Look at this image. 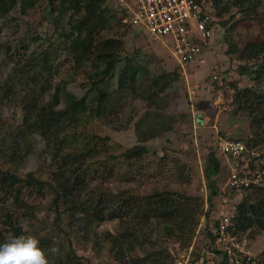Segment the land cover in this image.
Listing matches in <instances>:
<instances>
[{
	"label": "trees",
	"instance_id": "obj_1",
	"mask_svg": "<svg viewBox=\"0 0 264 264\" xmlns=\"http://www.w3.org/2000/svg\"><path fill=\"white\" fill-rule=\"evenodd\" d=\"M108 2L0 0V22L19 3L26 15L40 3L47 5L56 18V29L62 30L60 38L69 55V78L87 90L78 96L68 90L67 81H60L52 93V79L58 69L53 66L50 49L34 58L21 59L22 63L13 68L0 89V186L6 191L27 187L52 195L53 225L66 238L59 246V254L49 257L52 264H176L167 242L173 240L183 248L189 247L203 217L207 224L214 220L213 229L207 231L210 247L202 253L193 247L194 256L213 251L227 264L225 254L216 244L220 218L213 216L217 214L216 199L222 193L215 177L222 167L213 152L208 156L204 172L210 190L206 211L199 197L168 187L144 196L128 191L107 193L102 188L101 182L113 178L118 165H126L131 170L145 164L150 154L147 143L173 131L174 125L180 122L178 116L154 112L152 106L170 82L183 78L178 65L160 77L164 80L160 92L141 95L148 101L150 110L135 123L136 145L122 148L111 137L101 134L106 126L114 124L113 117L122 113L124 100L137 94L147 80L146 68L126 54L127 32L122 27L131 28L123 23L126 15L117 4L110 7ZM200 3L204 10H207L204 3L210 4L215 24L224 29L225 53L232 64H237L239 75L249 76L255 82L253 87L236 92L235 103L250 120L253 136L247 145L258 147L264 143V16L260 12L263 0H200ZM234 13L242 16L245 30L257 27L258 34L236 42L232 32H236L238 25L230 26L226 19ZM111 18L117 19L116 31L107 26ZM39 39L40 36L35 38ZM121 64L124 65L118 87L103 90L101 86ZM7 104L20 108V124H8L4 120L2 110ZM35 137L42 140L50 162L45 171L20 174L14 166L24 162V147ZM228 190L232 198L242 195L231 216L234 233L264 232V184L241 191ZM108 220L119 222L118 233L97 231ZM11 226L13 236L23 234L21 229ZM39 240L45 249L51 245L46 239ZM79 249L89 250L92 257L79 255Z\"/></svg>",
	"mask_w": 264,
	"mask_h": 264
},
{
	"label": "rangeland",
	"instance_id": "obj_2",
	"mask_svg": "<svg viewBox=\"0 0 264 264\" xmlns=\"http://www.w3.org/2000/svg\"><path fill=\"white\" fill-rule=\"evenodd\" d=\"M113 3L110 0L108 2L110 7L114 6ZM204 4L207 13L215 21L210 4ZM260 12L264 16V0ZM241 18L238 13L226 18L230 26L238 25L236 32H232L236 42H241L243 38L259 32L257 27L250 31L245 30ZM55 20L45 3H40L36 6V10L32 9L27 15L22 12L19 3L6 19L0 22V89L13 68L22 63L21 59L34 58L45 49H50L53 53V66L58 69L52 79L54 87L52 93L55 87L61 84L60 81H67L68 90L78 96L86 93L87 90L82 88L79 82H72L69 78V55L60 38L62 30L56 29L54 25ZM107 26L115 28L117 19H109ZM125 30L126 54L146 68L147 80L137 94L124 100L122 113L117 117L114 116V124L106 126L101 134L108 135L113 143L122 148H131L138 142L135 123L150 110L144 96L151 91L160 92L164 86V80L160 77L174 71L178 63L161 42L144 33L142 28L122 27V31ZM113 31H116V28ZM37 36L41 37L38 41L35 40ZM223 37L224 29L215 24L209 43L204 48L206 63L189 64L185 71L181 69L183 78L170 82L161 92L157 104L152 106L154 112L161 111L178 116L180 122L174 125L173 131L147 143L150 154L145 164L134 166L131 170L126 165H118L115 176L101 182L105 192L120 194L128 191L144 196L155 189L168 187L192 197H199L204 201L206 211L210 190L204 172L208 164V156L213 152L222 167L215 177L217 188L222 195L216 199L217 214L213 217L216 219L221 218L222 213H227L229 216L235 213L236 205L241 201L242 195L236 198L230 197V191L226 187L227 176L230 173L227 169L229 161L221 155L216 143L222 139L242 141L247 144L253 136L250 120L244 112L238 110L235 97L237 91L253 87L255 82L249 76L239 75L236 70L237 64H232V60L225 53ZM123 65L117 66L112 78L101 86L103 90L110 91L118 87ZM214 75L217 79L212 78ZM142 94L144 96H141ZM2 114L8 124H20L22 121L20 108L12 104L5 105ZM254 149L260 152V164L264 165V143ZM24 155V162L14 166L20 174L39 169L45 171L50 162L49 155L44 152L42 140L37 137L24 147ZM257 163L259 164V161ZM51 202L52 195L47 191L39 192L37 189L27 187H15L6 191L0 186L2 243L13 237L11 226L13 225L21 229L23 234L46 239L51 245L55 242L58 247L63 245L66 238L54 228L55 214ZM213 221L212 219L207 224L206 219L201 218L195 237L187 248H183L173 240L167 242L176 260L190 248L195 247L197 253L209 249L210 238L207 236V231L213 229ZM119 230L120 225L117 220H108L97 228L99 233L104 231L118 233ZM237 236L257 263L264 264V232L253 235L237 234ZM78 253L84 257H92L89 250L79 249Z\"/></svg>",
	"mask_w": 264,
	"mask_h": 264
},
{
	"label": "built area",
	"instance_id": "obj_3",
	"mask_svg": "<svg viewBox=\"0 0 264 264\" xmlns=\"http://www.w3.org/2000/svg\"><path fill=\"white\" fill-rule=\"evenodd\" d=\"M126 15L123 23L142 28L155 41L161 42L185 71L189 64L204 65V48L209 43L215 21L203 9L200 0H110ZM217 79V77H214ZM216 146L229 161L226 187L233 190L252 189L264 184L261 154L242 141L219 140ZM259 161V164L257 163ZM231 216L222 213L216 231V244L225 254L227 264H258L246 251L237 234L231 229ZM213 251L195 257L190 248L176 264H206Z\"/></svg>",
	"mask_w": 264,
	"mask_h": 264
},
{
	"label": "clouds",
	"instance_id": "obj_4",
	"mask_svg": "<svg viewBox=\"0 0 264 264\" xmlns=\"http://www.w3.org/2000/svg\"><path fill=\"white\" fill-rule=\"evenodd\" d=\"M59 252L55 242L45 249L36 236L22 234L0 243V264H52L49 257Z\"/></svg>",
	"mask_w": 264,
	"mask_h": 264
},
{
	"label": "crops",
	"instance_id": "obj_5",
	"mask_svg": "<svg viewBox=\"0 0 264 264\" xmlns=\"http://www.w3.org/2000/svg\"><path fill=\"white\" fill-rule=\"evenodd\" d=\"M206 264H223L220 256L218 255L217 257L211 258L208 257V262Z\"/></svg>",
	"mask_w": 264,
	"mask_h": 264
}]
</instances>
